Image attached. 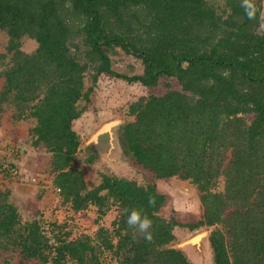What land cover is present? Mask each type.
I'll list each match as a JSON object with an SVG mask.
<instances>
[{
	"label": "trees",
	"instance_id": "16d2710c",
	"mask_svg": "<svg viewBox=\"0 0 264 264\" xmlns=\"http://www.w3.org/2000/svg\"><path fill=\"white\" fill-rule=\"evenodd\" d=\"M254 2L248 19L240 0H0V123L8 111L13 124L34 122L30 140L13 151L48 154L45 171L73 212L117 210L111 229L71 238L56 225L49 236L39 220L23 221L9 188L0 189V264L13 257L17 264H106L105 253L116 264H190L172 245L179 228L209 229L212 264H264V30L261 0ZM23 39L36 47L23 50ZM117 48L138 58L142 72L113 70ZM104 75L147 89L164 77L178 84L116 110L122 154L145 181L102 173L89 187L73 164L78 152L89 164L98 158L81 148L73 125L96 112ZM0 159V181L18 179L16 164ZM171 178L198 192L194 220L161 215L169 196L156 181ZM133 209L152 221L151 240L127 225Z\"/></svg>",
	"mask_w": 264,
	"mask_h": 264
},
{
	"label": "rangeland",
	"instance_id": "374dc122",
	"mask_svg": "<svg viewBox=\"0 0 264 264\" xmlns=\"http://www.w3.org/2000/svg\"><path fill=\"white\" fill-rule=\"evenodd\" d=\"M260 16L263 19L260 29L264 30V0H261ZM5 43V34L0 31L1 52L5 50ZM35 47L36 42L34 40L23 39V50L29 52ZM115 52L116 53L110 56L113 70L127 75H134L142 72L143 64L138 58L126 54L119 48H117ZM169 88H178L176 80L164 77L159 80L157 86L147 89L138 83H128L122 79L104 75L98 80L95 90L94 104L97 108L95 110L96 112L94 113L93 110L84 113L83 116L74 122L73 127L84 137L85 141L101 124L119 118L116 115V110L121 104L127 103L147 93H162ZM251 117V115L247 116L248 119H251ZM33 123L32 119H28L19 121V125L17 123L13 124L9 111L2 114L0 123V155L7 157L8 160L16 164V171L19 176L18 179H13L11 183H6L5 180L0 181V189L4 190L9 188L11 191L10 198L17 206V211L21 219L23 221L31 219L39 220L43 230L47 232L49 236L57 231L54 227L56 225H61V231L68 232L71 238H75L81 234L91 236L99 226L111 229V222L117 214L115 208L112 207L105 215L98 217L95 206H89L82 212H73L69 209L68 205H63L61 203L60 196L57 190L52 186L51 179L45 171L48 158L47 153L43 151H32V148L27 146L15 152L13 151L15 150L14 148H17L16 145H18L20 141L24 142L25 140H30L28 131ZM81 148L83 147L81 146ZM86 154L87 152H78L73 164L75 167L83 170L85 180L89 187H93L99 183L102 173L127 176L129 178H135L138 182L145 181V175L137 172L123 154L119 155L116 164L106 162L101 159L97 153L98 158L96 162L94 164H89L85 162ZM34 181H39L40 184V190L34 195L24 197L14 193L16 189V184H13L14 182L35 184ZM156 184L160 191L169 196L167 205L163 207L160 212L163 217H174L178 221H186L194 220L196 216L200 214L198 192L190 183L177 178H171L167 180H157ZM222 189V181H219L215 190L221 191ZM200 232H205L207 235L209 229L188 231L187 229L179 228L174 231L176 238L172 245L182 248L190 264H212L206 236L202 237L198 244H184L185 241L191 239ZM202 240H205L204 245H201L203 242ZM104 256L106 264H116L106 253ZM16 260L17 259L13 257L12 261L8 264H17Z\"/></svg>",
	"mask_w": 264,
	"mask_h": 264
},
{
	"label": "water",
	"instance_id": "95a60500",
	"mask_svg": "<svg viewBox=\"0 0 264 264\" xmlns=\"http://www.w3.org/2000/svg\"><path fill=\"white\" fill-rule=\"evenodd\" d=\"M123 121V119L118 118L104 122L87 138V140L83 142L81 146L83 148L86 146L93 148L101 159L108 163L116 164L119 155L122 154L119 143V128ZM13 184H16L14 193L24 197L34 195L39 189L37 184L24 182H14ZM205 236V232H200L191 239L185 241L184 244L197 243Z\"/></svg>",
	"mask_w": 264,
	"mask_h": 264
},
{
	"label": "clouds",
	"instance_id": "9594fccd",
	"mask_svg": "<svg viewBox=\"0 0 264 264\" xmlns=\"http://www.w3.org/2000/svg\"><path fill=\"white\" fill-rule=\"evenodd\" d=\"M240 7L244 10V15L248 19L255 17L257 8L254 0H240ZM137 187L147 190L146 186L142 184H137ZM153 203L154 201L150 199L149 204ZM126 223L129 227L138 229L143 234L145 240H151L152 234L150 229L152 228V221L147 216H143L140 212L133 209L128 213Z\"/></svg>",
	"mask_w": 264,
	"mask_h": 264
},
{
	"label": "flooded vegetation",
	"instance_id": "af4514ba",
	"mask_svg": "<svg viewBox=\"0 0 264 264\" xmlns=\"http://www.w3.org/2000/svg\"><path fill=\"white\" fill-rule=\"evenodd\" d=\"M203 242H202V244L201 245H204V242H205V240H202ZM199 242H197V243H195V244H198Z\"/></svg>",
	"mask_w": 264,
	"mask_h": 264
},
{
	"label": "crops",
	"instance_id": "0c3cea01",
	"mask_svg": "<svg viewBox=\"0 0 264 264\" xmlns=\"http://www.w3.org/2000/svg\"><path fill=\"white\" fill-rule=\"evenodd\" d=\"M38 187H39V189L38 190H40V186L38 185Z\"/></svg>",
	"mask_w": 264,
	"mask_h": 264
}]
</instances>
